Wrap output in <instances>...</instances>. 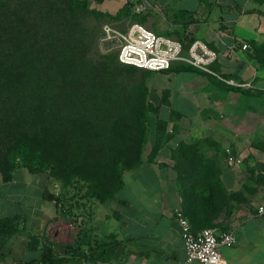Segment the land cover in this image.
<instances>
[{
    "label": "trees",
    "instance_id": "trees-1",
    "mask_svg": "<svg viewBox=\"0 0 264 264\" xmlns=\"http://www.w3.org/2000/svg\"><path fill=\"white\" fill-rule=\"evenodd\" d=\"M92 2L0 0V178L11 182L20 169L46 173L67 191L83 184L82 200L104 204L124 188L125 174L145 162L153 72L122 64L110 46L98 54L103 31L92 21L116 20L131 9L113 16ZM187 69L193 70L179 67ZM179 155L187 161L176 164L186 215L195 230L212 228L229 211L221 170L216 163L198 166L196 145L181 144ZM64 196L44 193L57 206ZM18 222L0 218L1 247L18 232ZM112 238L96 246L76 240L57 252L31 235L27 249L40 255L17 264L107 263L120 246Z\"/></svg>",
    "mask_w": 264,
    "mask_h": 264
},
{
    "label": "crops",
    "instance_id": "crops-1",
    "mask_svg": "<svg viewBox=\"0 0 264 264\" xmlns=\"http://www.w3.org/2000/svg\"><path fill=\"white\" fill-rule=\"evenodd\" d=\"M92 5L113 16L129 7L135 21L158 35L185 43L204 41L219 54L214 65L217 72L252 87H231L195 69L179 70L181 64L170 71L153 72L149 90L156 119L143 166L125 174V186L114 200L104 204L92 200L87 205L89 200L81 199L79 204L78 245L86 239L93 246L111 244L115 237L120 246L107 263L67 264H201L187 261L176 219L177 210L186 214L176 168L179 147L209 140L202 153L216 161L226 191L246 192L244 165L231 166L226 157L264 155L260 148L264 143V0H104L100 4L93 0ZM246 44L249 48L244 50ZM8 183L1 181L0 187ZM52 185L49 181L46 191L58 196ZM67 194L62 188L61 195ZM260 205L255 199L232 203L215 221L211 229L217 234L231 232L237 239L235 246L220 248L223 264H264ZM56 211L55 201L43 200L41 215L34 218L41 225L40 236ZM12 217L26 225L20 215ZM28 240L19 242L23 250H28ZM15 241L5 255H13ZM72 244L66 241L62 251Z\"/></svg>",
    "mask_w": 264,
    "mask_h": 264
},
{
    "label": "rangeland",
    "instance_id": "rangeland-1",
    "mask_svg": "<svg viewBox=\"0 0 264 264\" xmlns=\"http://www.w3.org/2000/svg\"><path fill=\"white\" fill-rule=\"evenodd\" d=\"M93 7L95 8V6ZM92 23L95 26H100L103 31L99 48L97 49L98 54L102 55L106 54L105 49L107 46H110L108 52L118 53L119 34L126 32L133 23L139 22L135 21L133 16L127 12L116 20L106 19L103 23L95 21H92ZM106 27H109L111 31L109 30V32H107ZM151 82L152 77L149 80V83ZM155 113H159V108H156ZM151 115L154 121L156 119L154 113H151ZM153 128L154 127L151 129V133H153ZM192 145L198 146L199 154L202 157H198V166L208 167L216 163L215 160L202 153V151L207 149V146L209 147V140L206 142L203 141L200 144L194 143ZM260 148L264 152V143L260 145ZM231 156L236 160L242 161L240 165H244L245 180L247 181V185L249 184V187H246L245 193L236 194L227 192L229 196V209L232 207V203H243L248 199H255V202L261 204L259 207L264 206V155L230 154L226 157L228 159V164ZM178 163L181 166L187 164V161L184 157L179 155L177 157V164ZM1 181L3 180L0 178V182ZM49 181L52 182V186L55 187L54 191L61 195L62 185L60 182L50 178L46 173L34 176L30 175L25 169L15 173L12 183L0 187V217L20 215L22 219H26L25 226L23 221L19 220V230L9 240L3 238L5 247L2 246V248V244H0V264H17L18 260H30L40 255V253L23 250L24 248L19 245V242L28 240L33 234H38L37 230L41 228V225H39L34 218L36 214L41 215L39 210H41L43 200H46L43 198L42 194L46 192V188H50ZM82 190L84 191L83 184H79L76 188L68 190V194L62 199V205L57 206L56 215L46 222V228L42 230V240L49 244L53 242L57 246L59 252H62L63 249L61 245L65 244L66 241L72 243L77 240V233L79 230V204L81 202V195L83 194ZM46 201L47 203L49 202V200ZM91 201L92 200H89L87 205H89ZM16 238L17 241L13 244L15 247L12 246L13 255L9 252L5 255L3 250L6 251Z\"/></svg>",
    "mask_w": 264,
    "mask_h": 264
},
{
    "label": "built area",
    "instance_id": "built-area-1",
    "mask_svg": "<svg viewBox=\"0 0 264 264\" xmlns=\"http://www.w3.org/2000/svg\"><path fill=\"white\" fill-rule=\"evenodd\" d=\"M109 30L111 31L106 27V31ZM118 41V59L124 65L151 72H165L170 71L175 64H181L231 87H252L251 83H241L217 72L214 65L219 58L218 52L200 39L185 43L169 36L158 35L141 23H133L126 32L119 34ZM248 48L247 44L243 46L244 50ZM241 163V160L232 156L229 159L231 166ZM258 213L264 218V206L258 208ZM176 219L182 228L184 249L189 263L198 261L201 264H223L220 248L237 244V239L231 232L217 234L211 228L195 230L181 209L176 211Z\"/></svg>",
    "mask_w": 264,
    "mask_h": 264
}]
</instances>
